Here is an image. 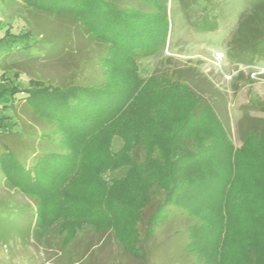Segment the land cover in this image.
Returning a JSON list of instances; mask_svg holds the SVG:
<instances>
[{
	"label": "trees",
	"instance_id": "obj_1",
	"mask_svg": "<svg viewBox=\"0 0 264 264\" xmlns=\"http://www.w3.org/2000/svg\"><path fill=\"white\" fill-rule=\"evenodd\" d=\"M23 1L27 8L40 7L77 24L63 48L54 46L49 53V48L26 41L21 53L37 49L40 56L62 54L69 62L76 54L87 61L80 70L86 73L85 79L70 77L53 84L31 78L28 88L6 85L0 90L4 108L18 102L43 122L44 130L37 131L10 118L0 119V127L8 123L17 127L16 131L0 129V171L10 186L35 205L34 210L23 212L22 221L33 240L56 251L57 264H95L91 257L97 259L114 242L124 258H113L111 264H148L152 255L168 252L163 232L182 222L186 228L172 232L173 237L185 235L175 252L182 264H219L231 245L226 238L230 232L241 235L240 249L250 244L243 264H254L258 250L251 248L256 240L250 231L255 233V224L264 233V182L250 171L253 162L244 159L251 146L254 152L264 146V117L246 112L249 122L238 147L213 105L191 87L183 70L142 77L140 59L164 51L170 31L167 13L159 17L157 8L150 22L139 19L140 14L149 13L133 6L137 0ZM263 2L249 20L241 22L244 33L231 52L264 51V25L263 30L257 26L264 22ZM74 38H85L90 46L76 50ZM117 55L129 63L124 72L131 80H119L123 71H118L122 62L118 58L120 63L116 62ZM156 91L166 101L169 98L172 115L174 105L181 106L185 99L188 108L180 112L184 110L180 122L164 126L171 129L165 139L160 137L163 146L154 138L164 132L158 120L168 119L163 118L167 109L162 96H152ZM21 93L25 96L17 97ZM253 103V108L264 109L259 99ZM115 137L123 140L117 150L112 148ZM168 147L173 151L167 160L163 149ZM87 162L93 166V178L83 192L74 191L71 185ZM220 164L222 169H212ZM122 167L128 168L125 175L111 181L105 178ZM203 168L211 170L203 175ZM82 204L87 205L86 212ZM129 205H135L134 221L125 236L105 217L126 211ZM199 229L204 235H197ZM205 235L211 236L209 241L203 240ZM115 254L113 248L111 255Z\"/></svg>",
	"mask_w": 264,
	"mask_h": 264
},
{
	"label": "rangeland",
	"instance_id": "obj_2",
	"mask_svg": "<svg viewBox=\"0 0 264 264\" xmlns=\"http://www.w3.org/2000/svg\"><path fill=\"white\" fill-rule=\"evenodd\" d=\"M262 1L137 0L133 5L135 8H144L149 13L148 15L140 14V17L137 16L139 19L144 18L151 22L156 13H160L159 17H164L167 13L170 23V31L166 38L164 51L140 59L139 69L142 77L146 78L152 74L171 69L183 70L191 87L204 100L213 105L238 147L241 146L243 140L242 130L249 122L248 119L244 118L246 112H250L251 116L264 117V109L253 108L255 100L259 99L264 103V72L261 73L264 70V51L255 52L247 48V51L243 49V52L241 49L239 53L238 50L233 52L231 50L237 39L244 33L245 27L243 28L241 22L249 20V16L253 14L255 9L259 8ZM25 3L27 1L0 0V90L6 85H16L20 89L28 88L31 78L53 84L58 81H65L66 78L69 79L70 77L79 76L85 79L87 77L86 73H81L80 70L82 66L87 64L86 59L73 54L68 62L65 61V56H61L62 54L51 55L55 49L54 46L63 48L66 43H69L72 39V31L76 30L77 22L75 20L70 22L67 19L42 12L40 7L27 8ZM123 6H127V4ZM156 8L158 11L155 13ZM131 16L135 15L132 14ZM207 16L209 18H206ZM263 25V21L259 22L258 29L263 30ZM26 41L37 42L39 46L49 48V53L53 51L50 55L48 53L45 56L37 55V49L29 54L21 53ZM88 46H90V43L85 38L76 40V50L87 49ZM219 52L223 53L222 59L218 56ZM114 58H116V62L118 61L117 58L122 62L118 61L120 63L118 64V71H123L119 80L122 83L126 81L125 78L131 80L127 71L124 72L129 63H126L118 55ZM119 65L123 67H119ZM4 72L5 76L3 75ZM18 96L25 95L21 93ZM152 96L158 99L162 96L160 101L164 103L163 106L167 109V114L163 118L168 117V119H165V121L158 120L159 128H161L160 132L164 131L165 133L163 132L154 138L158 144L160 143L163 146L165 145L164 139L168 136L169 129H171L169 128L170 122H180L181 114L184 110L187 111L188 108L184 103L185 99L181 106L175 107L174 105L175 114L172 115L169 98L166 101L158 91L153 92ZM4 105L5 102L2 101L0 103V119L10 118L9 120L19 122L26 129L44 130L43 122L38 118L36 119L31 113H27L18 102L13 108H4ZM182 109L184 110L180 114ZM14 125L8 123V127L14 128V131H16L17 127ZM166 125L169 127H164ZM8 127L3 126L0 129L3 131ZM161 136L164 139H160ZM5 138L2 137L1 141ZM6 140L16 146L14 139L7 137ZM121 144H123V140L120 137H115L112 148L117 150ZM17 146L19 150H22L21 144ZM252 147L249 149L250 151H247L249 157L247 159L244 157V160L253 162L251 164L253 168L250 171L258 174L260 182L263 183L264 146L256 152ZM172 151L169 147L164 148V158L170 159ZM212 169L217 171L222 169V166L220 164V166L217 165ZM127 170V167L119 168L112 173H107L105 178L111 181L114 177L125 175ZM209 170L211 169L203 168L202 174L207 175ZM93 171L92 164L88 162L79 168L76 181L71 185V187H74V191L83 192L82 187H86L89 180L93 178ZM211 184L212 182H209V185ZM136 189L143 190L144 188L137 186ZM92 203H96L95 200H92ZM135 205H129L130 208L126 211L111 212L110 217L109 215L106 216L105 220L110 218V222L113 221L112 224L125 236H128L129 227L134 221ZM30 209H35L34 203L19 190L10 186L0 171V264H57L59 260L58 253L39 246L33 240L30 229L23 228L26 224L22 223L23 212ZM81 209L82 212H86L87 205L82 204ZM78 221L81 220L78 219ZM253 227H256L255 230L252 228L254 234L250 230L248 231H250V235H254L253 237L256 240L251 248L256 247V251L258 250V255L255 257L257 263L255 261L254 264H264V233L258 230L255 224H253ZM184 228H186V224L182 222L168 227L163 232V237L168 242L167 245H164L168 252L166 251V254L163 253L162 255L160 253L155 256L152 255L153 260L147 263L182 264L175 252H177L176 249L179 244L184 242L185 235L183 233L173 237L172 232ZM203 232L202 229H199L197 235L202 236L205 233ZM230 233L226 238L227 243L229 242L231 245L227 246L224 254L225 259L219 264H243L250 244L245 249H240L239 240L241 235L236 232ZM69 234L73 235L72 232H69ZM203 238L204 241H209L211 236L205 235ZM113 248L117 254L112 256L111 251ZM117 248L120 247L115 242L111 243L104 254L99 255L97 259L92 256L90 261L95 260V264H101V261H104L105 264H111L113 258L123 259L122 251ZM96 254L98 255V252ZM82 264H87V262Z\"/></svg>",
	"mask_w": 264,
	"mask_h": 264
},
{
	"label": "built area",
	"instance_id": "obj_3",
	"mask_svg": "<svg viewBox=\"0 0 264 264\" xmlns=\"http://www.w3.org/2000/svg\"><path fill=\"white\" fill-rule=\"evenodd\" d=\"M218 56H219L220 59H222V58H223V53L219 52V53H218ZM263 72H264V70L261 71V73H263ZM259 73H260V72H259ZM229 78H230V77H229Z\"/></svg>",
	"mask_w": 264,
	"mask_h": 264
}]
</instances>
